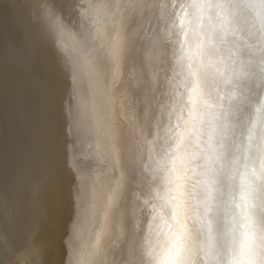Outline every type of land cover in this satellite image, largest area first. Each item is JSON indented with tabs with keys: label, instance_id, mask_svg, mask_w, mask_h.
I'll return each mask as SVG.
<instances>
[{
	"label": "snow or ice",
	"instance_id": "6c2138e0",
	"mask_svg": "<svg viewBox=\"0 0 264 264\" xmlns=\"http://www.w3.org/2000/svg\"><path fill=\"white\" fill-rule=\"evenodd\" d=\"M156 18L171 69L139 131L142 259L264 264V0H159Z\"/></svg>",
	"mask_w": 264,
	"mask_h": 264
},
{
	"label": "bare ground",
	"instance_id": "6f19581e",
	"mask_svg": "<svg viewBox=\"0 0 264 264\" xmlns=\"http://www.w3.org/2000/svg\"><path fill=\"white\" fill-rule=\"evenodd\" d=\"M65 1L58 0L59 31L47 34L33 54L40 68L48 67L39 74L50 82L63 121L60 180L66 185L67 209L62 264H146L140 252L147 216L139 199L146 191L139 131H150L165 103L169 45L161 34L156 45L117 53L93 17ZM105 7L113 11L114 5ZM43 89L47 97L46 84Z\"/></svg>",
	"mask_w": 264,
	"mask_h": 264
},
{
	"label": "rangeland",
	"instance_id": "374dc122",
	"mask_svg": "<svg viewBox=\"0 0 264 264\" xmlns=\"http://www.w3.org/2000/svg\"><path fill=\"white\" fill-rule=\"evenodd\" d=\"M51 1L0 0V264H23L27 259L26 264H62L66 228V216L62 215L67 209L66 185L60 180L63 121L53 105L50 82L46 78L43 82L38 73L48 67L42 64L40 68L34 51L47 34L60 29L56 21L58 0ZM22 3L31 16L33 40ZM106 3L114 5L113 11L105 7ZM65 4L92 16L117 53L156 45L155 37L162 34L156 18L159 0H66ZM31 41L35 44L32 50ZM253 90L259 100L261 90Z\"/></svg>",
	"mask_w": 264,
	"mask_h": 264
},
{
	"label": "water",
	"instance_id": "95a60500",
	"mask_svg": "<svg viewBox=\"0 0 264 264\" xmlns=\"http://www.w3.org/2000/svg\"><path fill=\"white\" fill-rule=\"evenodd\" d=\"M21 11L23 12V14L25 15V17L27 19L28 28H29L30 33H31V40H33V31H32V25H31V16H30L28 10L25 8V4L24 3H22ZM32 46H33V43L31 41V50H32ZM35 68L38 69L37 67H35Z\"/></svg>",
	"mask_w": 264,
	"mask_h": 264
}]
</instances>
